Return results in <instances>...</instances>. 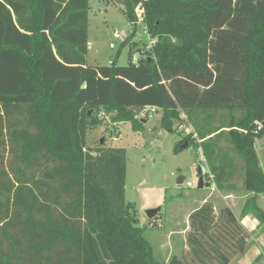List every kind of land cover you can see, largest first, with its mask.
<instances>
[{
  "label": "trees",
  "instance_id": "16d2710c",
  "mask_svg": "<svg viewBox=\"0 0 264 264\" xmlns=\"http://www.w3.org/2000/svg\"><path fill=\"white\" fill-rule=\"evenodd\" d=\"M123 5L135 29L117 57L135 36L140 6L152 45L135 63L88 66L90 0H0V264H230L246 242L232 210L216 215L207 201L190 216L187 253L159 261L125 199L126 150L87 145L101 110L136 131L146 107L159 108L167 130L188 121L175 150L186 141L200 147L205 181L219 191L238 189L240 158L242 215L264 230L255 148L264 135L256 129L264 120V0Z\"/></svg>",
  "mask_w": 264,
  "mask_h": 264
},
{
  "label": "rangeland",
  "instance_id": "374dc122",
  "mask_svg": "<svg viewBox=\"0 0 264 264\" xmlns=\"http://www.w3.org/2000/svg\"><path fill=\"white\" fill-rule=\"evenodd\" d=\"M125 8L118 0H90L89 47L86 54L88 66H107L114 60L121 66L135 63L141 57L142 50L152 45L140 6L135 36L117 57L123 40L131 36L135 29L134 24L126 17ZM99 118L103 123L88 130L87 145L92 148L104 145L126 150L125 199L136 207L140 226L144 221L151 220L152 224L149 228L154 229V223L165 214L167 228L169 217L166 209L158 214V218L156 216L148 218L146 210L162 207L165 204L170 205L172 202L174 206L179 204L188 209L197 194L200 196L201 192L203 194L211 192L212 184L204 188L198 187L199 165L206 166L208 172V166L201 158L202 149L191 143L182 150H175L176 144L192 130L188 121L182 125L176 121L174 129L167 130L161 126L159 111L154 113L140 111L137 120L144 125V128L136 131L131 122H114L110 114L102 117L99 115ZM102 139H104L103 144ZM220 144L224 150L232 153L226 138H221ZM255 148L264 170V135L256 138ZM235 159L237 168L232 183L238 188L237 195L241 197L246 191L242 187L239 175L243 161L236 156ZM181 176H184L185 180L179 184L178 179ZM188 180L194 181L193 186L186 185ZM258 203L264 209V194L260 195ZM154 230L164 232L163 229ZM254 248L252 246L251 249ZM248 259L252 260L251 253H248Z\"/></svg>",
  "mask_w": 264,
  "mask_h": 264
},
{
  "label": "crops",
  "instance_id": "0c3cea01",
  "mask_svg": "<svg viewBox=\"0 0 264 264\" xmlns=\"http://www.w3.org/2000/svg\"><path fill=\"white\" fill-rule=\"evenodd\" d=\"M211 189L209 194H203V192H201L200 196L197 194L194 198V202L189 205L188 209L181 207L179 204L174 206L173 202L170 203V205H163L160 212L166 209L169 217V225L166 228V217L164 214V216L158 218L156 225L153 227L154 229H163L164 232L150 229L149 225L151 224H149L147 220L142 223V226L147 225L145 235L152 243L157 259L161 262L168 263L173 255L181 256L187 253L189 249L187 245V236L191 231L190 216L205 202L212 201L214 203L216 215H218L222 208H230L243 228L248 232L246 242L232 258L230 264H264V230L262 225L253 214L248 213L242 215V209L247 199L248 192L245 191L243 195L239 197V195H237L238 190L219 191L214 184H212ZM180 212H182V214H180ZM137 218L138 223L140 218L139 216ZM159 222L162 224L161 226H158ZM230 243L233 245L234 240ZM252 246L255 247L253 250L251 249ZM248 253H251L252 260L248 259Z\"/></svg>",
  "mask_w": 264,
  "mask_h": 264
},
{
  "label": "water",
  "instance_id": "95a60500",
  "mask_svg": "<svg viewBox=\"0 0 264 264\" xmlns=\"http://www.w3.org/2000/svg\"><path fill=\"white\" fill-rule=\"evenodd\" d=\"M118 2L120 4H123V0H118ZM104 139H102L101 143L103 144ZM189 142L186 141L184 144H182V148H186L188 147ZM207 173V167L204 165H199V179H198V187L199 188H204V187H208L211 185L210 182H206L205 181V175ZM185 180L184 176L179 177L178 179V183L181 184L183 183ZM162 207H158V208H152V209H148L146 210V215L148 218H153L155 216L158 215V213L161 211Z\"/></svg>",
  "mask_w": 264,
  "mask_h": 264
},
{
  "label": "built area",
  "instance_id": "2783aa9c",
  "mask_svg": "<svg viewBox=\"0 0 264 264\" xmlns=\"http://www.w3.org/2000/svg\"><path fill=\"white\" fill-rule=\"evenodd\" d=\"M158 110H159V108H157V107H146V108H144L141 112H158ZM99 115L102 117V116H104L105 114H104V112H103V110H101L100 112H99ZM257 131H262L263 129H264V120L263 121H260V122H258L257 123ZM204 161H205V158H204V156L202 155V157H201ZM193 184H194V181H186V185L187 186H193ZM162 224L159 222L158 223V226H161Z\"/></svg>",
  "mask_w": 264,
  "mask_h": 264
}]
</instances>
